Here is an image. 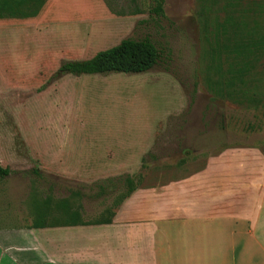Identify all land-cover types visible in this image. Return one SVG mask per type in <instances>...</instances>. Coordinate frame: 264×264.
Segmentation results:
<instances>
[{
	"label": "rangeland",
	"instance_id": "obj_1",
	"mask_svg": "<svg viewBox=\"0 0 264 264\" xmlns=\"http://www.w3.org/2000/svg\"><path fill=\"white\" fill-rule=\"evenodd\" d=\"M43 1L42 14L0 18V264L43 263L24 235L38 224L116 215L127 177L154 191L227 150L264 157V0H163V15L156 0ZM129 38L152 40L160 62L59 72ZM238 45L253 59L242 103L218 90L235 83ZM233 246L236 264H263L254 243Z\"/></svg>",
	"mask_w": 264,
	"mask_h": 264
},
{
	"label": "crops",
	"instance_id": "obj_2",
	"mask_svg": "<svg viewBox=\"0 0 264 264\" xmlns=\"http://www.w3.org/2000/svg\"><path fill=\"white\" fill-rule=\"evenodd\" d=\"M120 211L109 224L27 230L26 242L42 264H236L232 245L241 239L264 258V157L240 150L212 155L183 179L154 191L138 188Z\"/></svg>",
	"mask_w": 264,
	"mask_h": 264
},
{
	"label": "trees",
	"instance_id": "obj_3",
	"mask_svg": "<svg viewBox=\"0 0 264 264\" xmlns=\"http://www.w3.org/2000/svg\"><path fill=\"white\" fill-rule=\"evenodd\" d=\"M157 6L156 12L163 15V0H156ZM41 3L38 0H0V11L8 12L9 14H0V18H19L22 16H28V14H39ZM221 29H225L223 25ZM220 33V32H219ZM221 34V33H220ZM227 48V47H226ZM247 46L238 45L233 49V54L243 55V63L233 70V82L234 84H224L218 87L221 93H225L227 96L242 103L246 97H244L247 88L246 74H248L252 68L253 59L251 55L244 54ZM244 49V50H243ZM162 58V52L160 48L150 39H124L118 45L108 49L98 51L94 56L85 60L69 61L61 65L59 72L75 74V75H94V74H107L112 72L130 74V73H143L147 72L155 67ZM239 83V88L235 85ZM241 86V87H240ZM240 97H234V92H241ZM217 91V90H216ZM247 99V98H246ZM248 100V99H247ZM10 174V169L4 167L0 162V177H6ZM126 191L115 196L113 200V208L118 207L126 198L131 196L138 188L139 185L135 182L133 177L126 178ZM107 189L102 187L103 195ZM115 215L114 209L109 208L103 218L98 220L76 223L83 225L90 224H109L112 222ZM70 222V221H68ZM43 224H38L37 227H43Z\"/></svg>",
	"mask_w": 264,
	"mask_h": 264
}]
</instances>
